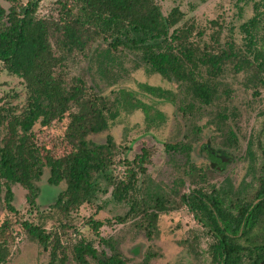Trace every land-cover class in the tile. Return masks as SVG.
<instances>
[{
	"label": "trees",
	"instance_id": "obj_1",
	"mask_svg": "<svg viewBox=\"0 0 264 264\" xmlns=\"http://www.w3.org/2000/svg\"><path fill=\"white\" fill-rule=\"evenodd\" d=\"M7 1L8 7L0 3V60L10 74L23 79L27 96L22 106L0 97V125L5 129L0 145V193L5 189L7 207L16 211L14 184L22 185L30 204L36 205L40 196L36 182L48 165L49 183L65 184L51 204L65 216L93 203L100 181L105 179L113 187L116 200L130 202L131 208L121 221H126L129 214L141 215L148 221L147 226L153 227L159 212L185 204L213 237L211 264H264V120L258 138L262 162L251 194L241 197L213 185L210 190L193 188L176 199L172 193L177 194V186L186 182L185 175L175 181L170 192L152 178L146 180L149 148L143 147L133 160L123 162L124 174L118 176L112 173L117 163L114 137L108 134L102 142L91 138L108 130L123 111L137 110L144 102L127 89L118 90L111 98L94 90L85 78L67 71L74 56L91 58L97 52L99 72L110 77L121 62L119 55L127 50L139 56L149 73L179 84L185 102L179 109L185 117L204 107L221 105L218 76L226 73L230 63L237 71H252V79L264 87V0H254L255 14L242 24L244 55L236 50L235 42H227L224 49L201 48L190 38L192 26L180 25L185 17L180 6L165 13L159 0H66L61 2L58 18L39 15L37 0L26 4ZM142 86L149 94L178 106V95L173 90ZM225 93L230 95L228 90ZM16 96L12 94V98ZM147 107H143L145 111ZM226 109L216 113L223 125L229 118ZM38 123L43 129L62 126L64 154L44 160L35 130ZM229 133L234 136L230 128ZM167 148L184 154L187 175L199 174L201 167L193 161L190 142L167 144ZM207 152L215 164L227 165L225 159ZM248 153L253 154V141H249ZM224 156L233 159L228 150ZM23 224L50 251L48 264H92L89 255L99 264H131L116 251L111 255L103 252L100 257L94 243L86 239L71 246L70 261L62 242L64 231L53 233L28 221ZM102 225L101 221H92L96 232ZM10 228L8 220L0 222V264H6L11 256L14 238ZM149 260L146 257L141 264Z\"/></svg>",
	"mask_w": 264,
	"mask_h": 264
},
{
	"label": "rangeland",
	"instance_id": "obj_2",
	"mask_svg": "<svg viewBox=\"0 0 264 264\" xmlns=\"http://www.w3.org/2000/svg\"><path fill=\"white\" fill-rule=\"evenodd\" d=\"M21 1L26 4L29 0ZM37 1L39 15L58 18L61 2L66 0ZM0 3L6 7L10 5L7 0H0ZM159 3L165 13L175 5L180 6L185 13L180 25L192 26L190 38L201 48L224 49L227 42H235L240 55L246 54L242 24L255 14L254 0H159ZM102 44L106 46V43ZM124 51L110 77L99 72L97 52L91 58L82 54L74 56L67 68L71 76L85 78L97 92L113 98L120 89L132 90L136 98L144 102V106L137 110L123 111L108 130L91 135L98 142L104 141L108 134L114 137L117 163L112 167V173L122 176L123 162L133 160L143 147H147L151 151V161L146 165V180L150 177L170 192L175 181L185 175L186 182L177 186V194L172 193V198L178 199L180 194L190 193L193 188L210 190L213 185L225 187L241 197L251 194L256 188L262 162L258 138L264 120V87L252 79V71H237L230 63L226 73L218 76L222 104L204 107L202 111H194L185 117L179 109V105L185 103L179 84L158 73H149L137 54ZM142 84L173 90L178 95V106L149 94ZM225 90L230 93L228 97ZM12 94H17L15 99ZM1 96L20 106L27 98L23 79L10 74L0 60ZM146 106L149 107L145 111L143 107ZM225 108H228L225 112L229 118L223 125L217 120L216 113ZM229 128L234 136L229 133ZM62 129L61 125L49 129H43L39 123L35 126L45 161L48 157L58 158L65 153V141L60 136ZM4 134L5 129L0 125V145ZM181 141L192 144L193 161L201 167L198 175H187L184 154L167 148V144ZM249 141H253L252 155L248 153ZM207 143L215 149L228 150L233 159L225 166L215 164L207 150H201V146ZM49 171L46 165L44 174L36 182L40 191L37 206L30 204L27 190L20 184L13 185L16 211H11L4 201L5 189L0 193V222H10L9 230L14 238L6 264H48L50 260V251L30 235L24 221L42 226L48 232L61 234L64 231L66 235L62 242L70 261H73L71 246L86 239L94 243L100 257L103 252L111 255L116 251L131 264H141L146 257H150L148 264H211L209 248L213 237L185 204L159 212L153 227H148V221L141 215L129 214L126 221H121L120 218L131 208L130 202L116 200L112 195L113 187L103 179L93 203L65 216L51 206L65 184H50ZM92 221L103 222L97 232ZM87 258L92 264H99L95 257L89 255Z\"/></svg>",
	"mask_w": 264,
	"mask_h": 264
},
{
	"label": "water",
	"instance_id": "obj_3",
	"mask_svg": "<svg viewBox=\"0 0 264 264\" xmlns=\"http://www.w3.org/2000/svg\"><path fill=\"white\" fill-rule=\"evenodd\" d=\"M201 150L204 151V150H210L212 152V154H218L217 156L218 157H221V159H224V155H225V152L226 150L224 149H215L214 147H212V145L209 143L207 144H203L201 146Z\"/></svg>",
	"mask_w": 264,
	"mask_h": 264
},
{
	"label": "flooded vegetation",
	"instance_id": "obj_4",
	"mask_svg": "<svg viewBox=\"0 0 264 264\" xmlns=\"http://www.w3.org/2000/svg\"><path fill=\"white\" fill-rule=\"evenodd\" d=\"M215 156H217L218 154H214ZM218 158H221V157H218ZM224 159H225V162L228 164V162L230 161V159L228 157H225L224 156Z\"/></svg>",
	"mask_w": 264,
	"mask_h": 264
}]
</instances>
